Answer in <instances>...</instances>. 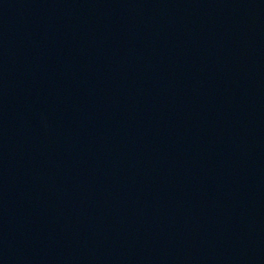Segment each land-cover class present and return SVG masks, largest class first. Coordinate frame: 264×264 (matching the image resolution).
I'll return each mask as SVG.
<instances>
[{"label": "water", "instance_id": "95a60500", "mask_svg": "<svg viewBox=\"0 0 264 264\" xmlns=\"http://www.w3.org/2000/svg\"><path fill=\"white\" fill-rule=\"evenodd\" d=\"M0 264H264V0H0Z\"/></svg>", "mask_w": 264, "mask_h": 264}]
</instances>
